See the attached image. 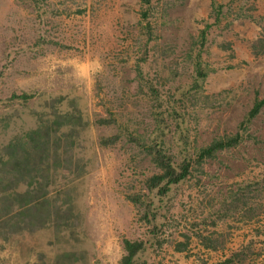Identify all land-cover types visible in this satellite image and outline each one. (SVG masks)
I'll return each instance as SVG.
<instances>
[{
	"label": "rangeland",
	"instance_id": "obj_1",
	"mask_svg": "<svg viewBox=\"0 0 264 264\" xmlns=\"http://www.w3.org/2000/svg\"><path fill=\"white\" fill-rule=\"evenodd\" d=\"M213 1L212 8L222 2ZM212 4L0 0V153L5 154L14 132L22 136L40 120L52 123L56 113L77 117L71 131L53 132L56 141L61 136V147L55 159L50 149L48 172L39 163L33 179L12 182L18 191L36 188L34 195L43 193L50 204L56 202L54 224L19 231L15 221L23 217L16 216V209L1 217L0 226L12 232L0 227V264H55L59 257L73 264H118L128 239L144 242L143 253L136 256L142 264H211L240 245H248L250 254L260 253L254 264H264V106L248 124L255 139L217 152L203 164L206 175L173 187V202L159 218L166 222L159 239L168 244L149 245L142 209L124 197L129 192L144 198V180L155 172L140 139L151 134L157 112L169 125L167 136L176 153L185 144L195 156L215 137L234 134L254 97L264 98V0H232L236 9L223 8L218 24L209 27ZM200 36L207 37L203 56L211 71L193 96L196 102L183 108L178 97L184 79L166 74L167 64ZM209 100L220 103L213 113L205 104ZM172 103L189 115L186 139L173 134ZM112 136L116 139L104 144ZM238 186L250 191L247 206L236 215H251V221L226 227L225 244L216 251L188 239L189 248L175 252L183 235L208 230L202 219L216 209L209 205H218Z\"/></svg>",
	"mask_w": 264,
	"mask_h": 264
},
{
	"label": "trees",
	"instance_id": "obj_2",
	"mask_svg": "<svg viewBox=\"0 0 264 264\" xmlns=\"http://www.w3.org/2000/svg\"><path fill=\"white\" fill-rule=\"evenodd\" d=\"M211 1L213 4L211 5V9H209V17L206 19V25L209 27L218 24L219 18L222 16L221 12L223 8L233 7L231 5L232 0H222L219 6L216 5L214 8L212 7L215 2L213 0ZM142 15L144 16L145 12ZM239 16L238 14L236 18ZM209 18L211 21H208ZM261 33H264V31ZM44 40L41 38V42ZM206 43L207 37L200 36L199 40L193 42L189 49H186L178 56L172 57L171 61L167 64L168 69L166 70L168 72L166 74L171 77L184 79L183 83L185 82V84L182 87L183 90H181L182 97H178V104H181L183 108L190 107L196 102V98L193 99V96L197 90L201 89L202 83L205 82L207 74L211 71L203 56ZM158 61L160 59H157ZM157 89L154 88L151 90L154 100H157L159 97L158 92H156ZM191 101H193L192 104L190 103ZM205 104L212 113L220 107V103L212 100L205 101ZM200 105L202 106L203 104ZM158 106H160L159 103ZM263 106L264 98L257 99L254 97L252 106L245 114L243 120L238 124L237 131L232 135L224 134L215 137L210 143L204 145V147H199L195 156L187 153L188 149L185 144L181 148H178V152L176 153L173 144L169 140L170 136H167L169 133L168 128H166L167 124L163 121L162 115L159 112L156 113L154 125L150 131L151 134L144 136L149 143L144 142V137L140 139V144L144 146V150L142 151L150 155V162L155 172L144 180V185L147 189L144 193V198H140L142 195L139 193L133 195V193L130 194L128 192L124 196L130 203L142 209L141 220L144 222L147 230L145 238L151 247H154V245L162 247L166 243L168 244L166 239H159L158 232H161L166 224V222L160 221L159 218L163 214L162 211L169 208L170 202H173L174 197L171 195L175 190L173 187L182 185L187 179H191L194 176L206 175V172L202 169L203 164L207 160L214 159L217 152L237 146L246 139H252L253 137L247 132L248 124L251 123L252 119L259 113ZM171 108L173 112V123L177 129H175L176 132L174 131L175 133L173 134L175 136L178 134L180 137L185 138L187 134L185 124L189 120V115H186L185 111H176L174 104L171 105ZM65 112L56 113V119L52 123L43 120L38 121L36 125H31L27 129L28 132L25 131L22 136L18 135V132H14L15 135L9 139L11 141L6 140L5 142H8L5 154L3 152L0 153V218L10 215L11 211L16 209V216L23 217V219H17L15 221V228L19 231L20 229L31 230L37 226L38 228L36 229H45L46 225L54 224V219L59 214V208L56 202L50 204L46 201L47 198L43 196V193L34 195L36 188H26L18 191V184L16 185V189H14L12 182H17L20 179H33L35 175L33 166L39 163H45V170L48 172L50 149H52V153L54 154L53 158L55 159L57 148L61 147V136L56 141L53 132L59 130L63 132L68 128L71 131L77 120L76 115H73L72 112ZM196 116L200 119L198 113ZM61 120L63 121L60 123ZM209 121H211V118ZM160 125H162V128ZM167 126L169 127V125ZM61 134L63 135V133ZM115 139L116 136L107 137L104 140V144L112 143ZM62 142L63 147H67L68 143L66 144V140ZM9 145L11 147L10 149H8ZM31 182L28 184H31ZM249 191L250 188L248 187L241 188V186H238L233 191H229L227 198H222V201H217L218 205L216 202L211 203L209 205L210 208L216 206V209L202 219V222L208 226V230H205L207 233L196 230L192 231L194 237L183 235V240L175 242V246H173L174 251L184 253L189 248L187 245L188 239L194 240L205 250L216 251L222 248L225 244V235H227L225 233L226 227L231 226L232 223L244 225L251 221L249 218L251 215L247 217L236 215L239 207L247 206L248 201L246 198L249 196ZM256 194L258 195V192ZM68 209L64 210L68 211ZM69 217L70 213L62 217L63 224L69 221ZM37 221L42 226L35 225ZM0 222L2 223V219H0ZM1 228L7 232H12V229L6 225ZM248 247V245H240V248L231 252L228 257L211 264H254L253 262H256L260 253H253L252 251L250 254L247 252ZM123 248L124 254L121 255L118 264H142L138 263L136 258L138 254H142L144 251V242L142 240H125ZM71 262L74 261L59 257L55 264H73Z\"/></svg>",
	"mask_w": 264,
	"mask_h": 264
}]
</instances>
